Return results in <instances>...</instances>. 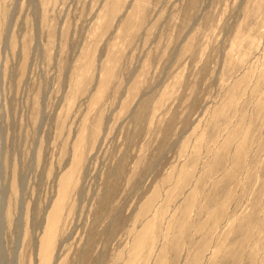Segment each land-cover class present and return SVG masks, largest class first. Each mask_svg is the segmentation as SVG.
Listing matches in <instances>:
<instances>
[{
    "label": "rangeland",
    "instance_id": "rangeland-1",
    "mask_svg": "<svg viewBox=\"0 0 264 264\" xmlns=\"http://www.w3.org/2000/svg\"><path fill=\"white\" fill-rule=\"evenodd\" d=\"M0 264H264V0H0Z\"/></svg>",
    "mask_w": 264,
    "mask_h": 264
}]
</instances>
